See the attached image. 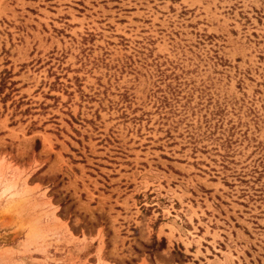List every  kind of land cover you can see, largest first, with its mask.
Returning a JSON list of instances; mask_svg holds the SVG:
<instances>
[{"label": "rangeland", "instance_id": "374dc122", "mask_svg": "<svg viewBox=\"0 0 264 264\" xmlns=\"http://www.w3.org/2000/svg\"><path fill=\"white\" fill-rule=\"evenodd\" d=\"M4 72L0 264H264V0H0Z\"/></svg>", "mask_w": 264, "mask_h": 264}, {"label": "trees", "instance_id": "16d2710c", "mask_svg": "<svg viewBox=\"0 0 264 264\" xmlns=\"http://www.w3.org/2000/svg\"><path fill=\"white\" fill-rule=\"evenodd\" d=\"M9 73L8 72H4V76L1 78V81H0V93H2V91L4 90V89H10L11 90V88H12V86H14V84L15 83H13V82H10L9 83V86H7V81H6V75H8ZM8 95H5L4 96V99L3 100H5V98L7 97ZM20 104V103H19ZM36 149L38 150L39 149V142L38 141H36ZM164 248V241L162 240L161 241V244H160V249H163Z\"/></svg>", "mask_w": 264, "mask_h": 264}]
</instances>
